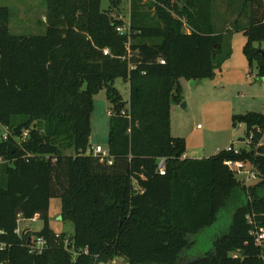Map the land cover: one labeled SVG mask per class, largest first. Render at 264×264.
Here are the masks:
<instances>
[{"label":"trees","instance_id":"1","mask_svg":"<svg viewBox=\"0 0 264 264\" xmlns=\"http://www.w3.org/2000/svg\"><path fill=\"white\" fill-rule=\"evenodd\" d=\"M127 34L122 0H46L44 35L9 33L0 7V264H264L249 215L264 228V113L233 117L257 149L186 157L171 134V111L183 101L182 80L212 78L224 59L214 22L216 0H130ZM247 24L235 22L243 53L264 78V0H232ZM146 8L154 14L145 13ZM186 25L189 32L186 30ZM105 50L109 54L105 55ZM164 60L165 64H161ZM130 85L126 108L117 79ZM112 104L109 152L91 150L94 97ZM125 112V114H124ZM73 150L75 154H66ZM166 159L165 175L158 171ZM227 159L250 161L259 181L241 184ZM74 233H56L50 202ZM38 217L45 240L32 252L21 219Z\"/></svg>","mask_w":264,"mask_h":264},{"label":"rangeland","instance_id":"2","mask_svg":"<svg viewBox=\"0 0 264 264\" xmlns=\"http://www.w3.org/2000/svg\"><path fill=\"white\" fill-rule=\"evenodd\" d=\"M146 0L144 1V3ZM110 0H102V9L108 10ZM0 7H8L11 12L9 33L15 35H44L47 31L46 0H0ZM131 1L122 0L121 13L125 27H130ZM240 5L232 0H216L214 7L215 25L224 35V52L219 55L220 63L227 52L231 56L224 59L221 67L215 70L212 78L194 84L193 81L182 80L184 88L183 101L175 104L171 111V134L175 138L185 139L187 155L191 159H204L227 149L231 144L235 149L254 152L255 146L247 144L246 126L233 125V117L250 112L264 113V78L259 76L257 66L251 68L243 53L247 37L243 31L233 29L235 22L247 24V18L240 14ZM154 14L153 9L146 8L145 13ZM264 46V44H263ZM243 64V68L241 65ZM120 92L126 108L130 102V85L119 78L114 83ZM112 104L108 100L107 91L103 89L94 97V108L91 115V148L101 146L109 149ZM7 128L0 122V144ZM75 154V151H66ZM235 175V174H234ZM241 184L251 185L258 180L248 181L245 176L235 175ZM62 202L52 199L50 202L49 222L56 233H74V225L61 218ZM43 227L40 219L19 222V232L23 233L32 246H38L35 233ZM45 248V247H44ZM108 264H128L123 258L114 259Z\"/></svg>","mask_w":264,"mask_h":264},{"label":"built area","instance_id":"3","mask_svg":"<svg viewBox=\"0 0 264 264\" xmlns=\"http://www.w3.org/2000/svg\"><path fill=\"white\" fill-rule=\"evenodd\" d=\"M130 28V27H129ZM129 28H126L125 26H120L118 27L117 31L122 34L125 35L127 34V32L129 31ZM186 30L187 32H189V28L186 25ZM105 55L109 54V50H105L104 52ZM161 64H165L164 60H160ZM125 114V112H124ZM5 138H7V134L5 135ZM249 144V146L251 145L250 141H247ZM264 144V142H260L257 147H260ZM242 149V148H241ZM241 149H235L234 145L231 144L227 149H225V151L229 154H233V155H240L242 153ZM89 154H93L95 156H100L103 158V160H106V162L109 165L113 164V159L110 156V152L109 149L106 151L104 150L101 146H97L95 149H92L89 151ZM4 159L0 158V163H3ZM225 165L229 168V170L235 174V175H239L241 176L240 178H242V176H245L243 178V180H245V178L250 181V180H258L259 177L256 173L255 170V166L250 162V161H243V160H233V159H227L225 161ZM167 167V162L166 159H161L159 162V166H158V171L160 175H165L166 174V168ZM249 186V185H246ZM35 219H39L38 217H35L33 220ZM248 220L250 222V224L252 225V229H251V235L255 238V244L261 249L262 253H261V258L264 262V228L259 227L257 225V223L255 222V216L254 215H249L248 216ZM38 246H31V251L32 252H42L44 250L45 247V240L43 238H37L36 242H35ZM4 245L0 244V248H3Z\"/></svg>","mask_w":264,"mask_h":264},{"label":"crops","instance_id":"4","mask_svg":"<svg viewBox=\"0 0 264 264\" xmlns=\"http://www.w3.org/2000/svg\"><path fill=\"white\" fill-rule=\"evenodd\" d=\"M243 48H244V46H243ZM244 66H243V64L241 65V68L240 69H242ZM244 69V68H243ZM194 84H198V82H194ZM188 153H186V157H188V155H187Z\"/></svg>","mask_w":264,"mask_h":264},{"label":"water","instance_id":"5","mask_svg":"<svg viewBox=\"0 0 264 264\" xmlns=\"http://www.w3.org/2000/svg\"><path fill=\"white\" fill-rule=\"evenodd\" d=\"M0 32H2V29H1V27H0ZM193 83H194V81H193ZM254 152H252V154H253Z\"/></svg>","mask_w":264,"mask_h":264}]
</instances>
